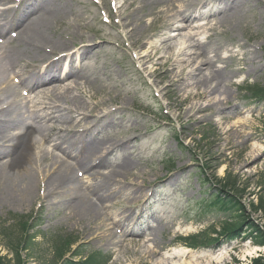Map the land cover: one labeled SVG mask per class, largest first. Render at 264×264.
<instances>
[{"label":"rangeland","instance_id":"374dc122","mask_svg":"<svg viewBox=\"0 0 264 264\" xmlns=\"http://www.w3.org/2000/svg\"><path fill=\"white\" fill-rule=\"evenodd\" d=\"M96 1L100 6L93 0H62L74 15V33L84 35L90 47L98 46L88 55L95 53V56L78 66V71L88 77L81 84L84 91L89 97L97 94L98 100H117L109 109L113 110L115 122L109 126L113 130L107 136L110 142L126 144L108 157L99 171L127 167L132 172L128 180L121 181L122 193L107 214L104 212L105 221L120 222L109 221L112 232L102 240L87 239L90 234L87 225L68 218V198L58 202L54 198L50 206L43 205L41 200L24 207L0 199L1 232L13 237L21 235L22 240L40 234L29 252L23 253L21 264H53L55 246L51 241L71 235L79 239L84 258L111 255L109 264H155L172 251L188 253L184 258L171 259L170 264L243 263L245 253L250 250L247 243H237L235 239L227 243L220 236L225 221H229L196 220L204 213L200 205H208L203 197L222 193L235 199L244 208V215L264 229L263 214L256 210L258 197L264 198V103L247 102L252 92L248 86L264 88V7L255 0H246L235 12L225 7H220L219 13L204 12L208 19L217 18L213 26L222 30L205 33L209 35V47L202 52L216 62L209 72L220 68L230 80V88L216 94L222 104L205 108L207 99L201 95L199 86L185 93L183 79L165 74L173 65L177 49L160 53L153 50V43L158 45L156 40L166 34L163 24L168 21L154 23L153 17L147 18L145 27L150 39L143 43L139 36L133 47L125 36L126 30L115 25L119 21L116 8L124 0ZM195 7L190 6L194 15ZM104 14L110 15V25L102 22ZM184 42L187 43L186 38L177 45L181 47ZM140 51L148 54L154 51L148 63L142 64L133 56ZM193 90L199 95H194ZM15 96L12 94L10 100ZM9 116L20 117L16 112ZM96 138L95 134L89 135L87 141ZM257 149L263 153L258 154ZM8 157L13 158V154ZM132 184L141 188L142 194H137L134 187L131 190ZM227 219L236 220L233 216ZM2 235L0 255L5 256L8 250L2 240L8 241ZM214 239L219 242L209 244ZM225 248L230 249L228 258L219 263L211 260L212 254ZM148 250L156 251L157 257L146 255ZM261 255L264 251H257L245 263ZM67 257L72 259L70 255ZM80 260L83 259L76 261Z\"/></svg>","mask_w":264,"mask_h":264},{"label":"bare ground","instance_id":"6f19581e","mask_svg":"<svg viewBox=\"0 0 264 264\" xmlns=\"http://www.w3.org/2000/svg\"><path fill=\"white\" fill-rule=\"evenodd\" d=\"M244 1L246 0H124L118 6L117 13L122 17L121 27L126 30V38L134 47L137 37L141 36L143 43L150 37L145 27L147 17H153L156 23L174 20L166 23V34L159 35L158 41L156 40L158 45L153 43V50L160 53L177 49L173 65L165 74L183 79L185 93L194 86H199L201 95L207 99L206 108L210 104H222L216 94L222 91L225 93L224 90L230 88V80L220 68L215 74L209 72L215 62L205 52L199 53L209 47L204 42L205 39L200 38L201 34L189 32L186 35L184 30L187 27L185 23L190 18V6L194 4L205 10L206 14L219 13L220 7L233 8L232 11L235 12ZM255 1L258 6L264 7V0ZM41 3L42 0L34 6L32 0H0V38L10 28L18 27V34L11 37L9 43L0 44V158L12 152L16 155L9 160L0 159V199L6 204L24 207L41 200L43 205L50 206L54 198L57 202L68 198V218L87 225L90 230L87 239L91 237L102 240L105 234L112 232L109 221L120 222L114 219L105 221L104 212L107 214L117 196L122 193L121 181L128 180L132 172L127 167L100 172L99 168L105 166L104 162L111 149L126 143L118 141L112 146L102 140L89 143L86 136L96 133L100 124L114 120L105 113H110L109 109L117 104V100H98L97 94L89 97L78 85L79 78L72 77L65 81L72 70L62 72L61 68L58 69V64L63 59L54 61L58 57L56 55L65 53L72 47L78 53L86 55L98 46L94 44L90 47L86 44L89 41L84 35L74 36L76 27L70 22L68 7H44L40 6ZM216 19L191 18L197 24ZM195 29L196 27H191L192 31ZM183 38H187L189 44L184 42L179 47L177 44ZM15 42L14 46L12 43ZM153 52H141L137 54L136 60L142 64L148 63ZM74 57L76 56L66 53L64 59ZM161 58L162 55L159 60ZM52 83L54 84L46 86ZM20 87H30L35 91L22 102L6 101ZM193 93L199 95L194 90ZM212 98L214 101H211ZM121 108L123 107H118L119 110ZM14 112L20 114L18 120L9 116ZM88 118L97 121L94 127L92 121H87ZM8 123H18L17 129L10 132L12 126ZM83 123L82 131L76 132L82 128ZM52 148L62 153L66 159ZM256 151L258 154L263 153L262 149ZM131 187V190L135 188L137 194H142L141 188L134 184ZM229 250L223 249L212 254L211 260L219 263L229 257ZM255 251L247 250L244 260L253 257ZM187 253L188 251L166 253L155 264H170L171 259L184 258ZM148 254L152 258L158 255L152 250H148L146 255Z\"/></svg>","mask_w":264,"mask_h":264},{"label":"trees","instance_id":"16d2710c","mask_svg":"<svg viewBox=\"0 0 264 264\" xmlns=\"http://www.w3.org/2000/svg\"><path fill=\"white\" fill-rule=\"evenodd\" d=\"M254 93L256 100L264 101V88L257 89ZM222 196L218 195L215 197L214 196L209 197L208 200L209 204L202 209L204 213L200 214L197 217L196 221L203 222L211 218L233 216L236 220L234 221L233 224L227 223L224 226L222 232L223 237H225L228 241H232L234 239L236 240L250 239L254 245L264 246V230L261 229L257 224H255L252 220H250L244 215L243 207L236 200H234L231 197L222 198ZM256 210L261 211L264 217V198L260 196H259V202L256 206ZM74 243L75 241L67 242L68 247L65 248L66 242L64 241L63 248H58L59 249V251H57L58 257H61L63 253L68 251L69 248H71V245ZM19 245L20 243L16 244V247L18 248ZM17 248L11 246L12 251H14L13 254H15L16 256V260H17L16 264H20L21 258L18 254ZM81 255L82 253H76L75 256H81ZM108 260L109 259H104L103 257L95 256L81 263H71L69 261H65L62 264H107ZM5 261H7L6 258H0V264H12L11 261H7L8 263H6ZM253 264H264V258L255 260Z\"/></svg>","mask_w":264,"mask_h":264}]
</instances>
